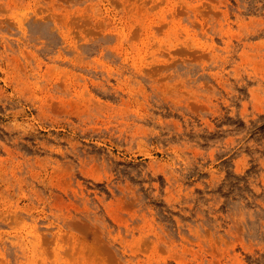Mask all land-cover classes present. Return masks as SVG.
Masks as SVG:
<instances>
[{"label":"rangeland","instance_id":"obj_1","mask_svg":"<svg viewBox=\"0 0 264 264\" xmlns=\"http://www.w3.org/2000/svg\"><path fill=\"white\" fill-rule=\"evenodd\" d=\"M0 264H264V0H0Z\"/></svg>","mask_w":264,"mask_h":264}]
</instances>
